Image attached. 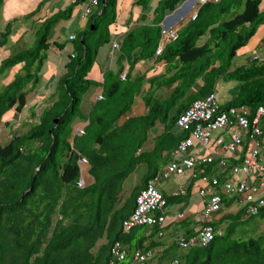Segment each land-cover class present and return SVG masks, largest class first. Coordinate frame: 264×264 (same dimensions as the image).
I'll return each instance as SVG.
<instances>
[{
  "label": "trees",
  "instance_id": "trees-1",
  "mask_svg": "<svg viewBox=\"0 0 264 264\" xmlns=\"http://www.w3.org/2000/svg\"><path fill=\"white\" fill-rule=\"evenodd\" d=\"M153 1L134 3L140 16L149 14V22L131 29L141 22L136 14L120 29L123 0H100L87 29L69 41L73 51L57 86V100L42 111L35 126L0 146V264H146L148 259H137V253L157 246L156 241L151 246L146 242L161 232L162 224L127 231L124 223L136 210L140 192L151 182L157 184L164 152L176 150L190 135L187 132L172 143L173 129L166 128L153 152L138 154L150 130L159 122L177 125L194 101L216 94L222 81L239 84L236 96L222 110L243 105L253 115L264 106V61L258 56L247 64L236 62L240 50L264 25L263 0L207 1L160 54L166 18L188 0H160L152 7ZM74 9L46 20L33 46L1 62L0 77L19 65L22 68L0 89V121L8 111L21 113L27 106L29 93L40 84L54 28L70 18ZM8 28L0 47L11 33V25ZM125 32L112 68L103 81L93 80L91 71L101 50L113 49L115 34ZM150 59L165 63L168 74L175 71L153 79V86H178L167 99L146 103L150 107L146 115L135 116L132 108L143 93L147 75L135 76L134 71L139 62ZM126 61L131 65L128 73ZM98 86H104L103 97L85 113L84 98ZM80 121L89 123L73 145L74 128ZM83 159L89 163L85 185L81 184ZM145 163L150 172L141 186L128 192V179ZM164 197L168 204L170 198ZM165 209L155 215L165 216ZM247 209L231 218L224 233L214 229L208 245L188 247L180 264H264V233L238 237L241 228L264 220V206L251 216L246 215ZM118 243L126 252L123 261L113 254Z\"/></svg>",
  "mask_w": 264,
  "mask_h": 264
},
{
  "label": "crops",
  "instance_id": "crops-1",
  "mask_svg": "<svg viewBox=\"0 0 264 264\" xmlns=\"http://www.w3.org/2000/svg\"><path fill=\"white\" fill-rule=\"evenodd\" d=\"M125 1L127 0H123V2ZM159 1L160 0H154L152 2V7ZM77 3L76 0H0V40L4 38L3 35L8 31L9 25H11L10 35L5 44L0 47V65L7 57L33 46L36 41V34L46 20L60 12L69 11L75 6L74 13L71 17L61 20L54 28L53 34L51 35L50 48L47 51L48 57L40 72V84L29 93L27 106L21 113L16 112L14 109L8 111L4 115L2 121H0V146H7L15 136L23 135L25 131L29 129L26 128L28 125L25 124L26 121H29L28 118L38 121L42 111L48 104L57 100V86L61 77L67 71V64L70 60L69 56L73 51L69 41L73 35L77 36L87 29L91 17L86 19L82 18L79 14V4ZM134 3L135 0H130L129 6L132 7L131 13L127 12L121 14L119 10L120 29H125L128 23L135 20L136 14L138 16L141 15V10L137 8ZM189 4L190 3H186L180 6L175 12L171 13L167 17L168 22L166 23V20L164 22V28L175 29L176 26H180L176 29V31L179 32L183 26L187 25L197 10L196 8V10L193 11L195 5L181 23L173 27H171L169 23L174 15L180 13L182 8L185 9L190 6ZM262 10H264V0L262 3ZM140 17L141 22L139 24H134L131 29H134L137 25L145 24L150 20L148 19L149 14ZM263 26L261 28H264ZM125 35L126 32L115 34V42L119 41V43H122ZM262 35H264L263 31ZM252 50H254L252 54H243V57L238 61V65L247 64L256 56H259V59L264 61V36L262 41L258 40L252 45ZM117 51L109 47L101 50L99 58L91 71V78H93V80L99 82L103 81L104 74L112 68ZM130 67L131 65L126 61L125 73H128ZM21 68L22 66L19 65L3 74L0 77V89L10 83ZM174 72L168 74V66L163 62L157 63L154 59L138 63V68L135 69L134 75L146 74L147 81L142 95L138 97L132 108L133 115H146L150 109L146 103L153 105L154 100H165L171 96L174 89L178 86V83L171 88L153 86L152 83L155 78L162 79L163 76L169 77L173 75ZM222 83L226 82L222 81L219 84ZM227 84H234L233 86H235V88L229 89V93L232 97L229 98L228 95L227 98L224 97V101L219 100L217 87V99L222 105L234 99L239 88L236 82H229ZM235 89H237L236 92ZM89 92H92L89 103L93 108L100 100L101 94L103 97L104 86L93 87ZM80 123H82V121L78 124ZM261 127L264 131V120L261 122ZM166 128L173 129L172 133L174 136L169 140V142L172 143L177 139L179 140V138L182 139L187 134V132L182 130L178 125H173L171 121L168 123L159 122L150 130L148 141L144 144L143 150H140L138 154L141 152H153L158 144L157 139L165 133ZM240 132L243 131L235 124L233 127L215 131L208 146L196 143V146L189 150V155H194L199 158H213V162L210 164H198L195 167L187 168L185 172L180 175L173 174L165 178L164 172L170 163L174 161L182 163L184 155L178 154L177 149L164 152L159 165L158 174H160L157 179V185L160 192H162L164 196L169 197L170 201L164 210L166 221L160 225L161 232L158 233L153 240L146 242L147 246L153 245L154 241L158 243L153 250L145 253H152V257L146 264H174L176 261L180 262L183 252L188 249L180 245L181 239L188 237H192L191 239L196 238V235L206 226H210L218 233L222 234L231 225V218L244 211L245 203L242 197H240V195L227 194L224 185L230 180H235L239 183L247 178L243 173H235L233 166L241 164L256 147L260 148V162L264 165V133L261 137L257 138V140L248 139L245 141L236 152L229 151L227 146L232 141L233 134ZM223 162L227 165H222ZM149 172V164L145 163L138 166L136 173L132 175V177L135 176L132 185L136 179V185L134 187L141 186L142 180ZM132 177H130L127 182H129ZM247 179L252 184H259L261 181H264V176L258 177L255 174ZM216 180L220 181L219 185H215L214 182ZM130 186L129 183H127L126 189L128 192L134 189V187L130 188ZM203 191H206V195L202 194ZM214 194L222 195L225 204L220 211L213 212L207 216L205 212L208 200ZM257 198H264V188H261ZM181 214L182 216H180ZM251 224H255V235L253 237H258L264 233V220L258 219ZM251 224H248V226ZM148 234H151V232Z\"/></svg>",
  "mask_w": 264,
  "mask_h": 264
},
{
  "label": "built area",
  "instance_id": "built-area-1",
  "mask_svg": "<svg viewBox=\"0 0 264 264\" xmlns=\"http://www.w3.org/2000/svg\"><path fill=\"white\" fill-rule=\"evenodd\" d=\"M204 0H201V2ZM77 2V1H76ZM100 0H89L85 4L79 5V14L82 18H89L94 13V10L99 6ZM167 34V29L164 30ZM174 34V33H173ZM73 35L71 39H75ZM119 42L114 43V50L119 49ZM264 120V106H260L255 114L252 115L250 109L246 106H231L228 109L222 110V104L218 101L216 94L198 99L185 110L179 117L177 125L190 135L181 140L177 153L184 155L182 163L176 161L170 163L164 172V177L168 178L173 174H183L185 169L192 168L198 164L211 163L212 158H199L194 155H189V150L196 146V143H201L203 146H208L212 135L219 129H227L237 124L243 132L233 134L232 141L227 148L231 152H236L238 148L248 139L257 140L264 133L261 122ZM187 155V157H186ZM223 164H226L223 162ZM235 173H243L248 177L257 175L264 176V165L260 162V148L256 147L245 160L233 167ZM242 180L235 184L230 180L226 182L225 189L228 194H238L242 196L244 202L248 203L247 215H255L259 208L264 206V199H260L258 205H251L257 201V194L261 188H264V181L259 184H251L248 179ZM215 184H219L216 180ZM203 194L205 192L203 191ZM223 199L221 195H214L206 208L207 216L222 208ZM167 201L157 187L156 182H151L139 195L137 200V208L134 213L124 223L127 231H130L136 226H153L155 224H163L166 221L165 216L157 217L155 213L158 210H163L166 207ZM251 205V206H249ZM182 216V214L180 215ZM215 236L214 229L210 226L204 227L199 236L191 240L181 239L180 245L183 248H188L195 244L208 245ZM113 254L120 260L125 259L126 252L121 244H116L113 248ZM152 253L144 254L137 253V259L144 261L150 259ZM174 264H179L176 261Z\"/></svg>",
  "mask_w": 264,
  "mask_h": 264
},
{
  "label": "rangeland",
  "instance_id": "rangeland-1",
  "mask_svg": "<svg viewBox=\"0 0 264 264\" xmlns=\"http://www.w3.org/2000/svg\"><path fill=\"white\" fill-rule=\"evenodd\" d=\"M129 3H130V0H127V1L123 2L120 5L119 10L121 11V14L127 13V12L128 13L132 12L131 11L132 7L129 6ZM200 3H201V0H197L196 4L188 6L185 9L182 8L181 12L176 14V15H174L173 18L170 20L169 24L171 25V27L181 23L185 19V17L189 14L190 10L192 8H194V5H195V8L193 9V11L196 10V8L199 7ZM243 11H244V8L241 10V12H243ZM179 27L176 26L175 29L172 28V29L167 30L166 36L170 37V35H172L173 32H176V29H178ZM262 31L264 32V28H260L257 31V33H256L255 37L253 38V40L247 45V47H245L242 50H240V52L238 54V57L236 58V62H238L243 57L244 53L245 54H252L254 52V50H252V45L254 43H256L258 40L262 41L263 36H264V35H262ZM233 85L234 84H227V83H222V84L218 85V96H219L218 98H219L220 101H224V97L227 98L228 95H229V98L232 97V95L229 93V89H231L233 87L235 88V86H233ZM238 86H239V84H238ZM236 90L237 89H235V92H236ZM91 95H92V92H89L87 94V96L85 97L84 101H83L82 107H83V111L85 113H89L91 111V109H92V107H91V105L89 103V101H90L89 98L91 97ZM28 119H29V121H26V123H25L26 125H28V127H26V128H31L32 126H35L38 123L37 120H30V118H28ZM86 168H87L86 164H84L83 165V169H84L85 172H86ZM87 178H88V176H87ZM134 178H135V176L132 177L130 179V181L128 182L129 186L131 185L130 188H132V187H134L136 185V179L133 182L134 184L132 185V181L134 180ZM239 233H240V234H238L239 238H250V237H253L255 235V224H251L249 226L247 225V226L241 228Z\"/></svg>",
  "mask_w": 264,
  "mask_h": 264
},
{
  "label": "water",
  "instance_id": "water-1",
  "mask_svg": "<svg viewBox=\"0 0 264 264\" xmlns=\"http://www.w3.org/2000/svg\"><path fill=\"white\" fill-rule=\"evenodd\" d=\"M208 0H204L202 1L201 5L197 8V10L195 11V14L193 15L192 19L193 20L194 18L197 17L198 13H199V10L201 9L202 5L204 3H206ZM212 1H219V0H212ZM191 2H195V0H188L186 1L183 5H185L186 3H191ZM168 22V18L166 19V23ZM186 26V25H185ZM183 26V27H185ZM175 36L177 37L178 36V31H176L175 33ZM169 39H166L164 38L163 41H162V45L160 47V50H159V53H162L165 49V46H166V43L168 42ZM100 98H102V94L100 95ZM58 121V120H57ZM89 122H83V123H80L78 125L75 126L74 128V138L72 140V144L75 145V138L77 135H80L84 132V128H85V125L88 124ZM82 162H84V164H86V172L84 171L83 169V166H82V182L85 184L86 181H87V176H88V173H89V163L87 161V159H83Z\"/></svg>",
  "mask_w": 264,
  "mask_h": 264
},
{
  "label": "clouds",
  "instance_id": "clouds-1",
  "mask_svg": "<svg viewBox=\"0 0 264 264\" xmlns=\"http://www.w3.org/2000/svg\"><path fill=\"white\" fill-rule=\"evenodd\" d=\"M208 1H210V0H208ZM211 1H212V0H211ZM196 2H197V0H195L194 3L196 4ZM86 3H87V2H86ZM201 3H202V2H201ZM201 3L199 4V6L201 5ZM79 5H80V4H79ZM99 5H100V4H99ZM97 8H98V7H97ZM97 8H96V9H97ZM96 9H95V10H96ZM95 10H94V11H95ZM164 30H165V28H164ZM167 30H169V29H167ZM173 33H174V34L170 35V37L166 36V34H165V38H166V39H169V40L172 39V38H176V36H175V33H176V32H173ZM169 40H168V41H169ZM118 42H119V41H118ZM119 45H120V43H119ZM119 48H120V47H119ZM113 49H114V47H113ZM117 50H118V49H117ZM117 50H114V51H117ZM159 54H160V53H159ZM256 57H258V56H256ZM255 59H257V58H255ZM100 99H101V98H100ZM83 122H86V121H82V123H83ZM85 126H86V125H85ZM212 159H213V158H212ZM212 162H213V161H212ZM212 162H211V163H212ZM81 163H82V166H83V165H84V162L81 161ZM209 164H210V163H209ZM222 165H223V163H222ZM226 165H227V164H224V166H226ZM235 166H236V165H235ZM233 167H234V166H233ZM250 177H251V176H250ZM87 181H88V178H87ZM87 181H86V183H87ZM232 181H234L235 184H238V182H236L235 180H232ZM86 183H85V184H86ZM239 183H240V182H239ZM250 183H251V182H250ZM81 184H82V185H85V184L82 182V180H81ZM219 184H220V181H219ZM219 184H215V185H219ZM225 184H226V183H225ZM251 184H252V183H251ZM253 185H255V184H253ZM224 187H225V185H224ZM225 191H226V189H225ZM260 191H261V190H260ZM204 192H205V194H203V192H202V194H203V195H206V191H204ZM226 193H227V192H226ZM259 193H260V192H259ZM259 193H258V194H259ZM227 194H228V193H227ZM258 194H257V197H258ZM214 195H220V194H214ZM214 195H212V196L209 198V200H208V204H209L210 199H211ZM230 195H231V194H230ZM233 195H238V194H233ZM221 197H222V199H223V203H222V207H223L224 204H225V201H224V198H223L222 195H221ZM241 197H242V196H241ZM257 197H256V198H257ZM260 199H264V198H259V199L257 198V202H259ZM242 200H243V199H242ZM243 201H244V200H243ZM244 203H245V207L248 206V203H247V202H244ZM208 204H207V206H208ZM221 209H222V208H221ZM221 209H220V210H221ZM220 210H219V211H220ZM215 212H217V211H215ZM246 215H247V211H246ZM247 216H251V215H247ZM119 244H120V243H119ZM115 246H116V245H115ZM115 246H114V247H115ZM193 246H195V245H193ZM123 248H124V247H123ZM119 260H120V259H119ZM120 261H123V260H120ZM179 264H180V262H179Z\"/></svg>",
  "mask_w": 264,
  "mask_h": 264
},
{
  "label": "bare ground",
  "instance_id": "bare-ground-1",
  "mask_svg": "<svg viewBox=\"0 0 264 264\" xmlns=\"http://www.w3.org/2000/svg\"><path fill=\"white\" fill-rule=\"evenodd\" d=\"M193 3H194V2H191L189 5H190V6L193 5Z\"/></svg>",
  "mask_w": 264,
  "mask_h": 264
}]
</instances>
